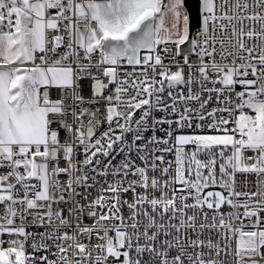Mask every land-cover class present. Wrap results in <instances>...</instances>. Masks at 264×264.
<instances>
[{"label": "snow or ice", "instance_id": "1", "mask_svg": "<svg viewBox=\"0 0 264 264\" xmlns=\"http://www.w3.org/2000/svg\"><path fill=\"white\" fill-rule=\"evenodd\" d=\"M197 18L193 38L187 0H0V237L23 238L0 264H264V0Z\"/></svg>", "mask_w": 264, "mask_h": 264}, {"label": "built area", "instance_id": "2", "mask_svg": "<svg viewBox=\"0 0 264 264\" xmlns=\"http://www.w3.org/2000/svg\"><path fill=\"white\" fill-rule=\"evenodd\" d=\"M195 34H196V30L193 33V36H192L193 38L195 37ZM61 51H63V49H61ZM177 59L179 60L180 64H183V58L182 57H177ZM195 59H196L195 55L194 54H190V61H194ZM164 62H165V64H168L169 63V60L167 58H165ZM128 70H131V68L129 67ZM175 70H176V68L175 67H172V71H175ZM139 71H140V68L138 66L137 67V72H139ZM93 72L95 73V70H93ZM95 74L98 75V73H95ZM185 74L187 75V68H185ZM80 84H81V87L83 89V94L86 97L87 96H91V94H92L93 81L90 78H85L84 80H81L80 81ZM114 87H115L114 85H110L108 91L114 89ZM209 87H211V85H209ZM240 90H241V88L238 85L236 87V91H240ZM108 91L105 92L106 95L108 94ZM207 96H208V93H204V98H207ZM192 106L193 107H198V105L195 102H192ZM216 106H217V104H216L215 98H213V100L208 105V110H211V108L216 107ZM99 107L101 108V111L104 110V105L103 104L99 105ZM157 115H163V114L158 113ZM225 115H227V114L225 113ZM164 127H167V125H165ZM106 129H107V124L106 123L102 124L101 127L99 128V130L97 131V135H99L101 132L105 131ZM197 131H199V130H197ZM157 134L158 135H163V133H159V132ZM205 134H215V133H211V132H209V130L206 129L205 130ZM146 135H151V133L150 132L149 133H146ZM129 139H131L130 136H129ZM166 158L169 159V160H174V156L171 155V154H166ZM77 159L78 160H81V159H83V157L80 156V157H77ZM118 159H119V157L117 158V161H113V163L118 162ZM137 163H139V164H141V166H143V162L137 161ZM64 166H66V165L62 161L61 162V167H64ZM50 170H51V166H50ZM4 171H5L4 169H0V174H4ZM21 171H23V169H21ZM89 174L90 175H95V173H91L90 170H89ZM150 175H151V173H150ZM59 179L63 183V182H65L67 180V176L66 175H61L59 177ZM112 179L113 178L111 176H109V177L97 176L95 182H93L91 180L89 181L90 184H94L93 187H90V188L79 187V188H77V191L79 193H81V196L86 195V196H88L89 200H94L96 198V196L99 194V190H100L101 185H104L106 187L105 181L107 180V181L110 182ZM243 179H244V176L238 174V180H243ZM247 180H248L247 187H243L242 185H238V188H243V190H249V189L254 190L253 184H254V181L256 180L255 175L254 174H247ZM31 183H38V181H36L35 179H33L31 181ZM17 187L19 188L20 186L18 185ZM175 187L179 188L180 185H176ZM219 190L220 189L218 187H212V188L206 189L205 192H207V191H219ZM138 191H141V190L138 189ZM56 194L59 195L60 193L57 192ZM20 195L22 196L23 193L21 192ZM29 195L31 196V193ZM157 195H159V193H157ZM76 198L77 199H81V197H76ZM124 198L125 199H130L131 198V193L125 194ZM84 202L85 201L81 199V203H84ZM189 202H191V201H189ZM39 203L43 204L44 202H39ZM56 207H58V206L57 205H53V209H55ZM2 208H3V206L0 205V210H2ZM36 211H43V209L33 210L34 213ZM122 211H123V213H124L125 216H127L129 214L128 213V209H127L126 206L122 209ZM208 211H209V215H211V211L210 210H208ZM224 211L225 212L228 211L227 206H224ZM30 220H31V217H29V219L25 221V224L28 225V227L26 229L27 231H30V232L44 231V229H37V228L31 227ZM85 222L86 223H90L91 221H89L86 218L85 219ZM17 223H19V220H17ZM112 235H114V233H112ZM207 235H208V233L205 232L204 233V236L206 237ZM213 237L216 238L214 233H213ZM0 238H3L5 240H10V239H14V238L15 239H23L22 237H11V236H4V237H0ZM85 242H87V241L85 240ZM7 246L8 245L6 244L5 247H7ZM233 247H234V245H233ZM26 250L28 252H31V248L28 247L27 245H26ZM41 254H44V253H41ZM48 255H49V258L50 259H54V257L51 256V253H48Z\"/></svg>", "mask_w": 264, "mask_h": 264}, {"label": "water", "instance_id": "3", "mask_svg": "<svg viewBox=\"0 0 264 264\" xmlns=\"http://www.w3.org/2000/svg\"><path fill=\"white\" fill-rule=\"evenodd\" d=\"M188 7L191 12V37L193 36L194 31L198 27V18H197V10H198V0H187ZM185 53H190L191 45L189 42H186L185 45L181 46Z\"/></svg>", "mask_w": 264, "mask_h": 264}]
</instances>
